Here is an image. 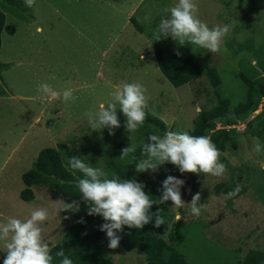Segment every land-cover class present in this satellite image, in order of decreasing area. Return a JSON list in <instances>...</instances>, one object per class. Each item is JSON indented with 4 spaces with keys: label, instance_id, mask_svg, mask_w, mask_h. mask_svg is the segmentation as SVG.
<instances>
[{
    "label": "rangeland",
    "instance_id": "1",
    "mask_svg": "<svg viewBox=\"0 0 264 264\" xmlns=\"http://www.w3.org/2000/svg\"><path fill=\"white\" fill-rule=\"evenodd\" d=\"M175 2L35 0L29 8L24 0H0L4 16L0 33V220H24L33 210L47 208L48 219L40 226L50 247L66 230L75 211L58 213L56 208L75 199L62 195L54 198L46 185L32 187L33 200L19 198L24 187L20 174L31 167L39 149L64 143L88 166L106 172V162L119 165L126 161L120 158L121 149L129 144L136 146L143 129L159 136L166 131L187 132L196 112L209 109L220 96L227 98L230 105L222 117L211 121L209 132L219 128L235 131V146L227 145L220 152L226 172L219 177L191 175L180 173L175 167L171 175L185 181L181 195L186 203L180 208L171 201L156 205L151 211L162 208L165 224L154 227V218L150 223L190 264H236L237 252L264 249V145L253 134L254 123L247 125L264 108V96L255 95L250 108L241 115H234L231 110L246 92L237 74L251 80L264 76V0H197L199 18L210 28L217 24L230 26L222 45L228 53H211L194 45L198 59H206L208 66L215 69V87L203 73L173 86L157 67L154 47H159L167 58L178 45L171 37L152 39V32L167 15L163 9ZM130 16L141 31L129 22ZM121 82H138L147 89L145 95L150 99L146 115L162 120L163 128L145 119L139 130L130 134L117 104L121 127L114 130V135L107 128L91 129L84 113L111 100L110 92ZM42 83L50 84L61 94L67 88L75 89L77 99L65 103L61 95L49 102L37 91ZM36 115L40 121L33 120ZM257 142L262 145L260 152L254 150ZM59 154L67 166L68 157L62 151ZM156 172H137L133 179L146 181L154 178ZM237 185L241 188L237 196L227 198L224 191ZM198 191L201 214L197 217L190 213L188 202ZM178 215L182 217L180 221L176 220ZM230 218H234V223ZM255 222L257 231L250 232L248 228ZM252 233L258 236L252 239ZM3 248L4 242L0 241V264L7 255ZM98 255L114 264L145 263L141 252L120 246H100Z\"/></svg>",
    "mask_w": 264,
    "mask_h": 264
},
{
    "label": "clouds",
    "instance_id": "2",
    "mask_svg": "<svg viewBox=\"0 0 264 264\" xmlns=\"http://www.w3.org/2000/svg\"><path fill=\"white\" fill-rule=\"evenodd\" d=\"M24 3L31 8L35 0H24ZM163 11L167 15L161 18L152 32L153 40L171 37L180 46L195 45L211 53L221 51L228 53V49L222 48V45L224 37L230 32V26L217 24L210 28L199 18L197 0H176ZM192 50L194 52V49ZM176 54L181 55L179 51ZM37 91L49 102L60 99L61 95L65 103L77 99L73 94L75 89L67 88L61 94L48 83L38 85ZM146 92L147 89L138 82H121L110 92L111 100L99 103L95 111L89 110L84 113L91 129L102 131L107 128L109 134L114 135V130L121 127L117 113L118 104L125 117V130L130 134L138 131L146 119L145 109L150 99L145 95ZM33 120L37 122L40 118L36 115ZM147 140L148 142L143 143L141 147V156L146 158L135 163L138 173L149 170L155 172L158 165L166 162L176 166L180 173H204L219 177L226 172V165L220 160L221 153L210 137L166 131L163 136L149 134ZM261 149L262 145L259 142L255 143L254 150L260 152ZM135 151L136 147L129 144L121 149L120 158L123 159ZM68 163L71 169L83 173V178L76 181V187L81 195L79 200L65 203L57 207L56 211L59 213L62 210H78L80 203L83 202L89 215H99L105 221L99 229L106 233L107 246L110 249L119 246L121 236L117 232H123V226L142 229L152 222L153 218L154 227L159 228L165 224L162 208H158L156 212L150 211L154 204L160 205L171 201L180 208L186 203L181 195L185 181L176 176L168 175L162 181L161 195L153 200L144 190L143 182L136 179L107 178V173L102 168L88 166L77 156H71ZM240 190V185H237L226 194V197L232 198ZM200 199L201 193L198 191L188 202L190 213L197 217L201 214ZM48 216L47 208H37L24 220L16 217L0 220V241L4 242L2 250L7 253L3 264H52L51 249L45 242L40 226ZM181 219L179 215L176 217L177 221ZM56 256L62 257L59 264H73L72 259L65 255L63 248L56 252Z\"/></svg>",
    "mask_w": 264,
    "mask_h": 264
},
{
    "label": "trees",
    "instance_id": "3",
    "mask_svg": "<svg viewBox=\"0 0 264 264\" xmlns=\"http://www.w3.org/2000/svg\"><path fill=\"white\" fill-rule=\"evenodd\" d=\"M129 22L136 30L141 31L132 16L129 17ZM3 23L4 16L0 11V33ZM192 49H194V52ZM177 51L181 55H177ZM153 52L158 69L173 86L189 82L201 73L207 77L212 87L217 86L218 75L215 69L208 66L209 62L206 59H198V51L194 45L180 46L178 44L173 53L167 58L163 57L162 50L159 47H154ZM237 75L244 82L246 92L244 99L232 105L231 110L234 115H241L250 108L255 95L264 96L262 86L264 76L258 78L259 80H251L241 73ZM258 88L259 90H257ZM229 105L230 102L227 98L217 96V102L213 106L209 109H199L196 112L192 120V127L187 132L192 136L210 137L220 152L227 145L234 147L235 143L232 135L235 131L233 128L229 130L219 128L209 132L211 121L222 117ZM146 119L160 128L164 126L163 121L155 116L147 114ZM228 121L233 122L232 119ZM250 123H254L252 126L253 134L260 138L264 145V108L253 116L247 122V125L249 126ZM149 134L154 133L150 129H143L141 140L135 146L136 151L125 157L126 161L124 163L115 165L112 162H106L107 178L133 179V175L137 173L135 163L142 158H146L141 156V147L143 143L148 142L147 137ZM59 151H62L68 157L67 166L63 164ZM71 156H77L87 164L83 158L74 154L66 144L61 142L57 143L56 147L48 146L39 149L31 163V167L20 174L24 187L18 193L19 198L25 201L33 200L32 187L46 185L47 192L54 198L62 195L79 200L81 194L76 187V181L83 178V173L70 168L68 161ZM175 167L168 162L158 165L154 178L139 181L145 184L144 190L151 199L156 200L160 197L162 181L172 174ZM190 174L195 175V173ZM192 181L194 184L195 178H192ZM231 190L233 189L227 188L224 192L227 194ZM156 205L154 204L150 211ZM95 220L96 222L87 229V226ZM104 222L99 215H89L87 206L81 202L79 209L72 212L70 222L59 240L50 246V254L53 257L52 264H59L62 259V257L56 256V252L61 248L64 249L65 255L72 259L73 264H114L110 259L98 255V248L108 245L106 233L99 229V226ZM117 234L121 236L119 246L128 251L137 250L141 252L144 255V264H190L181 252L166 243L156 233L151 223L146 224L142 229L123 226V232H117ZM237 264H264V251L248 249Z\"/></svg>",
    "mask_w": 264,
    "mask_h": 264
},
{
    "label": "crops",
    "instance_id": "4",
    "mask_svg": "<svg viewBox=\"0 0 264 264\" xmlns=\"http://www.w3.org/2000/svg\"><path fill=\"white\" fill-rule=\"evenodd\" d=\"M252 205L254 206V204H252ZM230 222L234 223V218H230ZM251 222H253V221L251 220ZM254 224L256 225L257 223H256V222H255V223H252L251 226L254 227L253 229H252V227L249 226L248 230H249L250 232H251L252 230H253V232H254V231H255V232L257 231V229L255 228V225H254ZM251 236H252V239H255L258 235L252 233ZM257 240H258L257 242H260V244L263 243V240H260V241H259V239H257ZM257 242H256V243H257ZM249 249H250V248H249ZM252 249H253V248H252ZM247 250H248V249H247ZM247 250H246V251H247ZM255 250H260V249L255 248ZM246 251H245V252H246ZM260 251H264V249H261ZM245 252H237V253H236L237 256H238V258L236 259V264L238 263V260H240V259L242 258V256L245 254Z\"/></svg>",
    "mask_w": 264,
    "mask_h": 264
}]
</instances>
